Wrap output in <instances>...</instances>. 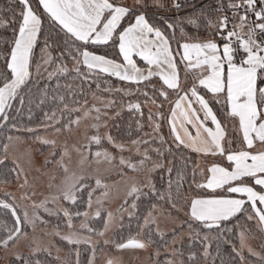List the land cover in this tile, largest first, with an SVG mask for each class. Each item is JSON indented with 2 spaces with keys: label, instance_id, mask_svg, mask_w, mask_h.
<instances>
[{
  "label": "snow or ice",
  "instance_id": "1",
  "mask_svg": "<svg viewBox=\"0 0 264 264\" xmlns=\"http://www.w3.org/2000/svg\"><path fill=\"white\" fill-rule=\"evenodd\" d=\"M215 4L0 3V175H24L15 157L9 167V149L33 137L50 149L42 166H54L51 180L59 174L38 200L31 190L0 198V248L12 249L13 264H49V247L29 244L25 251L18 242L51 217L60 222L52 232L74 256L67 264H96L101 241L91 234L104 236L113 225L119 231L104 245L155 246V264H197L199 257L204 264L209 257L211 264H264V242L259 250L248 243L250 225L264 235V0ZM184 7L192 11L182 16ZM93 84L108 96L96 97L99 106L80 99ZM117 103L140 133L128 141L131 131L108 124L121 115L120 108L108 114ZM145 124L150 131H141ZM49 132H71L75 142L42 135ZM97 158L118 161L116 175L134 174L115 210L107 206L106 178L78 166ZM27 183L25 177L20 187ZM161 217L174 221L170 238Z\"/></svg>",
  "mask_w": 264,
  "mask_h": 264
},
{
  "label": "rangeland",
  "instance_id": "2",
  "mask_svg": "<svg viewBox=\"0 0 264 264\" xmlns=\"http://www.w3.org/2000/svg\"><path fill=\"white\" fill-rule=\"evenodd\" d=\"M101 97V96H99ZM106 101V100H105ZM101 100L96 99V97H90L87 104L91 106L93 103L99 106L101 104ZM105 111L102 109V112ZM109 116L112 115L116 110H107ZM95 115V113H93ZM102 119H107V117H102ZM110 120L108 119V124L110 125ZM91 121L85 120L83 123H90ZM83 127V124L81 125ZM107 130V129H106ZM47 138L51 139L55 136L58 142H63L67 139L69 146L75 142L73 134L71 132L65 135L53 134V133H42ZM135 138V137H132ZM130 138V139H132ZM130 139H125L128 141ZM40 151L37 152L36 150ZM112 150L111 148L109 149ZM50 149L43 146L39 141H36L33 137L32 139L24 138L21 141L15 142L9 149V158L15 157L17 162L24 170V175L20 177L18 180L15 175V179L8 182L7 185L3 186V190L10 191L14 197L17 199L20 198L21 194L26 191H34L35 199H40L44 195H46L50 189L49 184L58 183L59 182V174H57V179L55 181L51 180L53 175L54 166L50 165L47 168L43 167V159L44 156L48 154ZM124 155H128L127 152ZM73 164L77 165L79 158L73 154ZM85 169V171L91 170L93 175H100L106 178V182L109 184L110 191L107 198V206L111 210H115L123 201L124 195L128 190L129 184L127 177L134 175L131 172H127V175L121 177L116 175L117 169L120 168L118 161H114L109 163L104 159L97 158L96 160L85 161L82 165H78ZM25 177L27 178L28 183L24 185V187H20L21 184L24 183ZM10 183V184H9ZM103 191V189L101 190ZM25 203L28 201L25 200ZM127 213L123 212L119 214L120 220ZM48 218V217H46ZM50 223L48 225L38 224L34 231H30L29 238L25 241L23 238L18 242V247L27 251L29 244H39L42 246H47L50 250H53L59 255L65 254L66 250L63 245V241L60 240L58 236H56L53 232L54 222L53 220L56 217H51ZM161 227L166 229L171 228L174 225V221L167 220L166 217H161ZM78 223V222H77ZM115 225L108 232L105 233L104 236H98L97 234H91L94 241H103L104 239H110V235L115 230ZM62 231H66V228L61 229ZM45 233H48L45 235ZM61 244V245H59ZM64 246V245H63ZM106 245L100 247V250L96 256V264H104V261L111 257L114 260L118 261V264H151L154 261V257L152 256V252L150 247L146 249L133 248V249H112L107 248ZM12 256V249H3L0 248V264H8L7 260Z\"/></svg>",
  "mask_w": 264,
  "mask_h": 264
},
{
  "label": "trees",
  "instance_id": "3",
  "mask_svg": "<svg viewBox=\"0 0 264 264\" xmlns=\"http://www.w3.org/2000/svg\"><path fill=\"white\" fill-rule=\"evenodd\" d=\"M0 3H3L4 4V6L6 7L7 6V0H0ZM188 4H195V5H197V7H199L200 5H202V4H207V5H209L210 7H215L216 6V4H215V0H196V1H194V2H191V3H188ZM192 11V9L190 8V7H184L182 10H181V12H180V15H185V14H188V13H190ZM186 26V30L190 33V34H192V35H196L197 34V30L195 29V28H193L191 25H185ZM203 31V29H201V32ZM0 35H4V32L3 31H0ZM69 66H71V65H69ZM113 80H115V78H112ZM66 82H70V81H66ZM77 83H79L78 81H77ZM102 88H103V85H102ZM93 92H95V84H93L92 86H91V89L88 91V95L85 97V96H81L80 97V99L82 100V101H84V100H86V101H89V98L90 97H99V96H101V97H103L104 98V100H107V98H108V96H107V94L106 93H103L102 91L101 92H95V95H93ZM112 99H114V100H117V101H119L120 99H121V97H119V96H116L115 94H113L112 95ZM149 107H151V105H149ZM116 108H120L121 109V115H120V117L119 118H117V119H111L110 120V125H115V124H120L121 125V131H131L132 132V136L131 137H124V139H130V138H132V137H135L136 135H139L140 133H137L136 132V127H135V118L134 117H132V115H131V113L127 110V108L126 107H123V106H121L119 103H117L116 105H115V107H113L112 109H110V110H116ZM153 110H155V109H153ZM147 119V111L145 110V120ZM129 123H131V125H132V127H131V129H128V124ZM112 131H115V129L113 128V129H111ZM142 132H147V131H150V129H148V127H147V125L145 124V127L141 130ZM165 132H167V128H165ZM185 155H189L188 153H185ZM174 163H176V162H174ZM9 167H11V158H9ZM15 173H11L10 175H0V198H3V194L5 193V192H9V193H11L10 191H6V190H3L2 188H3V186L4 185H7V183L8 182H10V181H12V180H14L15 179ZM153 177H154V179L157 181V183L159 184V181H160V177H161V173L157 170V171H155L154 173H153ZM173 178H175V172L173 173ZM167 179H168V176H167V174H164V180H165V182L167 181ZM10 184V183H9ZM8 186V185H7ZM12 194V193H11ZM13 195V194H12ZM14 196V195H13ZM121 220L125 223V224H127L128 223V221H129V218H128V216H127V214L124 216V217H122L121 218ZM53 222H54V225H58L60 222H59V220L56 218L55 220H53ZM133 223H135V221H133ZM90 226H92L91 225V223H90ZM100 227H102V224L100 225ZM173 227V226H172ZM171 227V228H172ZM250 228H252L253 229V231H251L249 234H248V243H250L254 248H257V250H259V246H260V244L262 243V242H264V235H262L258 230H255V226L254 225H250L249 226ZM171 228H169V229H166V231L168 232V237L170 238L171 237V231H170V229ZM119 230L117 229V228H115V230H114V232L110 235V239H111V237L113 236V234L114 233H116V232H118ZM185 231H186V229H185ZM93 234H96V233H92V235ZM125 236H127V231L125 232ZM99 241H101V240H99ZM63 245H61V244H59V245H61L62 247H64L65 248V250H66V252H65V254H63V255H59V254H57L56 252H54L53 250H51V252H52V255H51V257H48V259H49V264H61V261H64L65 262V264H67V261L71 258V259H74V256H72V257H70L69 256V246L66 244V242H63L62 243ZM104 246V244L102 243V241H101V244H100V246H99V248L97 249V253L99 252V251H101L100 250V247H103ZM172 245L171 244H169V247H171ZM73 248L75 247V246H72ZM106 247L107 248H109V249H113L114 248V246L113 245H106ZM154 247L155 246H150V250L152 251V252H150V253H153V250H154ZM106 248V249H107ZM134 247H127V248H124V249H133ZM222 248H223V246H222ZM116 249V248H115ZM210 250H212V251H214L215 250V244L214 243H211L210 244ZM163 251H164V249L163 248H161V253H163ZM45 256H47V254L45 253ZM57 257H59L60 259L58 260V259H56ZM164 257H163V254H161L159 257H158V259H163ZM211 260H212V258L211 257H209V259H208V264H211ZM13 261H14V257L13 256H10L9 257V259L7 260V262H8V264H13ZM151 264H155V259H154V261H153V263H151ZM197 264H204V261H203V258L202 257H199V259H198V262H197ZM216 264H219V258H217V260H216Z\"/></svg>",
  "mask_w": 264,
  "mask_h": 264
},
{
  "label": "built area",
  "instance_id": "4",
  "mask_svg": "<svg viewBox=\"0 0 264 264\" xmlns=\"http://www.w3.org/2000/svg\"><path fill=\"white\" fill-rule=\"evenodd\" d=\"M194 1H196V0H187L188 3H191V2H194Z\"/></svg>",
  "mask_w": 264,
  "mask_h": 264
},
{
  "label": "crops",
  "instance_id": "5",
  "mask_svg": "<svg viewBox=\"0 0 264 264\" xmlns=\"http://www.w3.org/2000/svg\"><path fill=\"white\" fill-rule=\"evenodd\" d=\"M193 134H195V133L193 132Z\"/></svg>",
  "mask_w": 264,
  "mask_h": 264
}]
</instances>
